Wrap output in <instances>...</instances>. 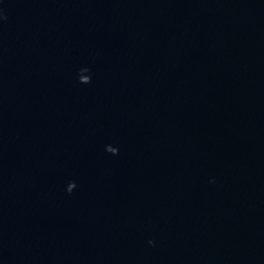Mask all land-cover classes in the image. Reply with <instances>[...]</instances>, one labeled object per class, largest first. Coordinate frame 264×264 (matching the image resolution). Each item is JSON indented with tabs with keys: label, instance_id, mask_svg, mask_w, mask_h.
<instances>
[{
	"label": "water",
	"instance_id": "95a60500",
	"mask_svg": "<svg viewBox=\"0 0 264 264\" xmlns=\"http://www.w3.org/2000/svg\"><path fill=\"white\" fill-rule=\"evenodd\" d=\"M0 264H264V0H0Z\"/></svg>",
	"mask_w": 264,
	"mask_h": 264
},
{
	"label": "clouds",
	"instance_id": "9594fccd",
	"mask_svg": "<svg viewBox=\"0 0 264 264\" xmlns=\"http://www.w3.org/2000/svg\"><path fill=\"white\" fill-rule=\"evenodd\" d=\"M6 19V17H5ZM115 154H118V152H116ZM69 193H71V190H68ZM149 243H154L153 241H149Z\"/></svg>",
	"mask_w": 264,
	"mask_h": 264
}]
</instances>
